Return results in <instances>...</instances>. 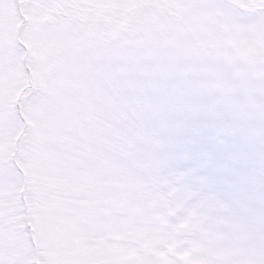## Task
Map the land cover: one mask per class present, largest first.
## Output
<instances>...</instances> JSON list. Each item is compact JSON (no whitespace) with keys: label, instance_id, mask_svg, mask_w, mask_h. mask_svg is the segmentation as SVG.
<instances>
[{"label":"snow or ice","instance_id":"1","mask_svg":"<svg viewBox=\"0 0 264 264\" xmlns=\"http://www.w3.org/2000/svg\"><path fill=\"white\" fill-rule=\"evenodd\" d=\"M0 264H264V0H0Z\"/></svg>","mask_w":264,"mask_h":264},{"label":"clouds","instance_id":"2","mask_svg":"<svg viewBox=\"0 0 264 264\" xmlns=\"http://www.w3.org/2000/svg\"><path fill=\"white\" fill-rule=\"evenodd\" d=\"M242 176V187L249 191L252 187V175L254 172V163L251 159L241 160L237 165Z\"/></svg>","mask_w":264,"mask_h":264}]
</instances>
